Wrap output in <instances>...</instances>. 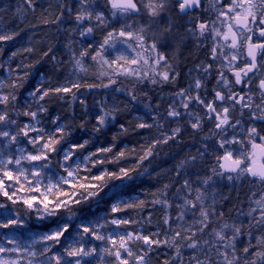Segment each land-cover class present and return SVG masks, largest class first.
<instances>
[{"label": "snow or ice", "instance_id": "1", "mask_svg": "<svg viewBox=\"0 0 264 264\" xmlns=\"http://www.w3.org/2000/svg\"><path fill=\"white\" fill-rule=\"evenodd\" d=\"M25 2L29 7L33 6V0ZM209 3L215 10V18L205 20L194 15L195 10L201 8L202 0H105L110 17L116 19L117 23L123 18L124 23L118 29L108 31L91 54L92 61L98 62L101 67L107 66L113 75L132 77L138 82L148 80L155 85L174 82L179 75L173 71L168 56L162 50L167 46L168 34L178 25L170 19L166 28L154 31L158 18L166 13L186 17V36L200 44L211 41L208 48L209 62L201 61L196 65V70L202 75L193 78L188 87L174 92L166 111L167 118L189 117L188 122L194 130L202 129L205 122L210 123V132L215 138L211 175L200 179L201 187H193L189 180H184L182 189L178 190L184 191V194L178 197L182 203L178 205L181 211L175 217V228L172 227V218L167 215L164 217V225L172 232L171 239H158L159 231L146 235L127 229L123 233L114 230L106 236L100 231L105 225L99 222L93 224L87 217L80 220L76 237L70 239V222L75 216L73 205L80 206L99 197L109 181L131 180L130 173L135 169L121 167L118 172L104 169L99 175L81 177L82 169L91 172L89 163L92 167L106 162L117 163L125 157V152L115 154L111 161L107 157L93 159L100 153L112 152V147L98 148L95 152L82 155L80 150L89 141L68 143L66 137L69 133L65 125L57 123L59 117L52 121L56 126L49 131L37 127L40 123L38 112H25L24 115L30 116L36 123H26L19 130H11L10 126L16 125V121L11 119L6 109H2L0 197L6 198L11 205L22 204L26 209L36 211L37 219L40 220L56 217L62 209L72 215L67 219L55 220L54 230L24 240L18 233L20 229L27 228L25 219L14 212L8 203L0 202V230H7L0 231V264H92L93 259L100 264H151L149 254L161 245L175 252L171 260H166L164 264H173V261L178 264H264V126L258 127L256 123L264 125V0H209ZM94 4L95 0H79L75 21L82 37L91 35L97 27H107L108 17L103 10H97ZM133 17H146L147 20L139 24L136 21L128 23ZM18 34H9L0 28V41H11ZM92 47L89 44L80 52V57L89 56ZM109 56L113 58L109 60ZM76 64L81 65V60H76ZM213 75L216 85L212 94H209L205 80ZM115 83V79H110V84L103 87L108 88ZM237 86H240L239 90ZM51 91L69 92L70 89L56 87ZM48 94L49 90H45L39 99ZM32 95L35 96V93ZM129 95L133 100L136 99L134 93ZM8 102V95L0 96V104L7 105ZM191 105H196L198 110L194 112ZM44 110L41 107L40 111ZM109 115L104 112L97 116V132L105 126ZM153 126L146 123L138 125L139 128ZM180 131V127H176L163 142L167 143ZM30 133L36 135L31 136ZM21 136L28 139L32 150L18 146ZM12 145H17L14 152L11 150ZM154 146L155 143L140 157L141 161L152 155ZM208 151L209 146L206 144L201 156ZM56 157H62L56 163L66 175L54 171L52 160ZM192 159L195 160V157ZM214 177L230 182L246 178L261 186L262 191L258 196L252 192L248 197L255 206L250 207L246 214L242 213L250 217L247 228L242 223H229L224 219L223 212L217 213L215 196L212 205H207L206 188L214 183ZM45 179L48 183L44 185L45 192L41 193L40 186ZM62 185H70L73 191H64ZM53 189L56 195L50 200L45 193H52ZM32 193H40L39 199ZM162 203L165 207L169 206L166 199ZM124 207L133 205L121 201L112 206L111 212L123 211ZM80 211L83 213L84 209ZM130 223L135 221L122 217L110 220V224L116 228ZM252 228H256L260 235L253 237ZM245 233L250 240L243 248L242 261L237 254V241ZM92 239L104 242V246L86 247ZM251 239L256 240L255 245ZM137 242H142L143 247H136ZM57 245L62 251L53 252ZM185 250L189 253L187 261L184 258ZM248 256L253 259L249 261Z\"/></svg>", "mask_w": 264, "mask_h": 264}, {"label": "trees", "instance_id": "2", "mask_svg": "<svg viewBox=\"0 0 264 264\" xmlns=\"http://www.w3.org/2000/svg\"><path fill=\"white\" fill-rule=\"evenodd\" d=\"M73 1L55 0L56 6H52L47 3V0H33V6L29 7L25 0H0V28L9 34L19 33L13 40L3 41L5 46L0 43V82L3 83L0 85V93L8 95L9 91L5 87L13 86L27 74L26 84L17 90L16 95L23 99L24 93H35L33 98H38L37 101L46 109L45 112L55 119L59 117L58 124L70 122L74 126H79V121L83 122L90 132L98 135L97 142L92 143L88 153L95 152L98 148L112 147V152L99 154L101 155L99 159L107 157V160L111 161L115 154L125 152V157L117 163L106 162L96 167L88 164L91 172H85L82 169L81 177L99 175L104 169L115 172H118L121 167L135 169L130 173L131 180L109 181L99 197L80 206L73 205L75 216L70 222L72 225L70 239L75 236L80 220L87 217L89 221L93 211L106 213L107 219L122 217L125 215L122 211L111 212L114 204L126 200L132 204L146 198L148 215L160 231L157 238L170 240L172 232L167 229L163 220L166 215L170 216L172 227H176L175 217L181 211L178 205L182 203L178 197L184 194V191L178 190L182 189L184 180H189L193 187H201L200 179L211 175L210 169L214 163L213 149L215 148V138L210 132L212 125L205 122L202 129L194 130L189 120L185 118L166 117L168 105L173 99L172 94L181 88H186L184 72L179 73V79H175L174 82L154 85L148 80L138 82L132 77L113 75L107 66L101 67L98 62L92 61L91 54L103 41L104 36L102 35L113 26L118 29L124 23L123 18H120V23H117L116 19L110 17L105 8V0L98 2L101 5L99 9L105 12L110 23L107 27H97L91 35L84 37L83 47L87 48L89 44L93 47L89 49V56L81 58V51H76L73 47V40L78 38L79 29L75 21L77 12L73 10ZM51 7L56 8L54 13ZM146 20V17L143 19L133 17L127 22L136 21L139 24ZM167 25L164 17L161 16L155 21L153 30H163ZM172 34L173 32L168 34L166 51L170 45H178ZM35 39H40V41ZM13 41L17 42L13 44ZM177 45L170 52L173 60L180 52L181 44ZM25 57L29 59L20 62ZM112 58V56L108 57L109 60ZM76 60H81V65H77ZM173 60L172 67L175 63L177 64ZM25 64L27 67L23 68ZM5 69L9 71L8 77L4 76ZM162 70L158 69V71ZM38 76H41L42 80H38ZM110 79H115L116 83L108 88L103 87L105 84H110ZM17 85L15 84L13 88ZM73 85L79 87H73ZM90 85L93 87H89ZM56 87H67L70 91L59 93L51 91ZM45 90H49V94L39 99ZM129 93H134L136 99L133 100ZM2 106L5 105L0 104V107ZM104 112L110 115L106 119L105 126L97 132L95 130L97 116ZM183 120H185L184 123H181ZM141 123L154 126L139 128L138 125ZM53 126L56 125L53 124L45 130L51 131ZM176 127H180L181 131L173 139L164 143V138L171 136ZM154 143L152 155L141 161L140 157L144 156ZM206 144L209 146L208 153L201 156L198 161L189 162L192 164L189 166L186 159L191 157L192 150L203 151ZM182 162H185L183 166H181ZM178 172L179 175H177ZM160 173L163 174L160 175ZM213 179L214 183L206 188L207 205H212L213 196H215L217 213L223 212L224 219L229 223H242L247 228L250 217L242 213L246 214L250 207H254L248 197L252 192H256L258 196L261 187L246 180L230 182L224 178L214 177ZM62 187L66 192L73 191L70 185H62ZM55 192L53 189L52 193ZM165 199L168 201V207L162 203ZM156 201H161V203ZM0 202L8 203L14 212L25 219L28 233L37 235L54 230L55 220L67 219L72 215L62 209L56 217L40 220L37 219L33 210L26 209V206L22 204L11 205V202L4 197H0ZM81 208L84 209L83 213L80 211ZM186 219L190 220V217L186 216ZM251 231L253 237L260 235L256 228H252ZM249 240L250 237L245 233L237 241V254L242 261L244 259L243 248L248 245ZM251 243L255 245L256 240L251 239ZM149 255L151 264H164L166 260H171L175 252L174 249L161 245ZM188 255L189 253L185 250V261ZM247 259L251 261L253 257L248 256ZM92 264H100V262L93 259ZM173 264H178V262L173 261Z\"/></svg>", "mask_w": 264, "mask_h": 264}, {"label": "rangeland", "instance_id": "3", "mask_svg": "<svg viewBox=\"0 0 264 264\" xmlns=\"http://www.w3.org/2000/svg\"><path fill=\"white\" fill-rule=\"evenodd\" d=\"M99 1H101V0H95V4H94V7H96L97 10H100L99 8L101 6L100 4H98ZM47 3H50V5H52V6H56L55 0H47ZM73 4H74L73 10L75 12H77L79 10V7H80L79 0H74ZM55 9L56 8L51 7L52 13L55 12ZM109 23H110V21H108L107 25ZM113 28H117V27L113 26L108 31L113 30ZM77 32H78L77 33L78 38L76 40H73V47H74V49H76V51H83L86 49L83 47L84 37H82L80 35V29H78ZM104 35L105 34H103L102 36H104ZM35 40L40 41V39H35ZM16 42L17 41H13V44H15ZM0 43H3L2 45L5 46V42L0 41ZM174 47H176V44ZM25 59H29V57H25L24 59H21L20 62H22ZM25 67H27L26 64L23 65V68H25ZM4 76L5 77L9 76L8 69L4 70ZM26 78H27V74H25V77L22 80H19V82L15 83V84H18L15 88H13V86H15V84L13 86H6L5 87V89L7 91H9V94H8L9 102H8V105L0 107V110L6 109L9 113L11 119L16 121V125L10 126L11 130H19V128L22 127L26 123L35 124L36 122L31 120L30 116L24 115L25 112H33V111L38 112L37 119L40 121V123L37 125V127H40L43 129L50 128L53 125L52 121L55 118L53 116H51L49 113H46L45 110L40 111L41 107H43V106H42V104H40L37 101L38 98H33L32 92L24 93L22 96L23 99H21L18 95H16L17 90H19L24 84H26V81H27ZM38 80H42V77L38 76ZM2 84L3 83L1 81L0 85H2ZM0 96H3V94L0 93ZM13 96L15 97L14 100L12 99ZM118 104H120V102H118ZM190 107L194 112L198 110L196 105H191ZM43 109H45V108L43 107ZM180 110L182 112L184 111L182 108ZM181 118H183V119L185 118V120H189V117H187V116H182ZM185 120L181 121V123H184ZM79 123H80L79 126L76 124H75L76 126H74L70 122L61 123V124L66 126V131L69 133V135L66 137V141L68 143H73V142L82 143L84 140L89 141L88 145L84 149L80 150L82 155H88L89 153L87 151L90 148V146L92 145V143L97 142V136L98 135L96 133L90 132L84 126L83 122L79 121ZM82 125H83V127H82ZM0 127H3V126H0ZM54 128L55 127L53 126V129ZM30 135L34 136V135H36V133H30ZM2 143L3 142L0 141V144H2ZM18 146L23 147L26 150H32V146L28 143V139L26 137H23V136L19 137V145ZM16 147H17V145H12L11 150L14 152L16 150ZM202 152L203 151H201L199 149H193L192 155H191V157L186 159V163H188V165L190 166L192 164H189V162L198 161V159L201 158ZM53 155L55 156V154H53ZM100 156L101 155L93 157V159H99ZM193 157H195V160L192 159ZM57 159H62V157H56L55 159L52 160V164L55 165L54 171H57L62 175H66V174L62 173V169H60L59 166L57 165V163H56ZM89 165H91V163H89ZM25 166H27V165H25ZM161 174H163V173H160V175ZM47 183H48V180L45 179L43 181V183L41 184V186H40L41 193L45 192L44 185H46ZM53 183H55V179H53ZM261 191H262V189L259 191V193ZM45 194H47L48 198L50 200H52V199H54L56 192L55 193H45ZM24 195H28V194L24 193ZM32 195H36L38 199L40 197V193H32ZM133 198L137 200V198L135 196H133ZM125 203L130 204L128 200H126ZM132 205H133V207H124L123 208L122 213H125V215H122V218L128 219L130 221H135V223H130L129 225H121L119 228H116V226L110 224V220L112 218H117V217H112L110 219H107L106 213H103L101 211H99V212L93 211L89 221H91L93 224H96L97 222H99L100 224H104L105 227L103 229H100V231L102 232V234H104L106 236L109 233H112L114 230L123 233L125 229H127L128 231H133V232L139 231V232H142L143 234H146V235L157 232L158 231L157 227H155L153 221L150 219V217L148 215V208L146 207L147 199L143 198V200H140L138 202H133ZM33 213L37 217L36 211L33 210ZM48 218H50V217H48ZM48 218H46V219H48ZM0 231H7V230H0ZM159 233H160V231H159ZM18 234L20 235L21 239H24V240H29L33 236L38 237L37 234L28 233L27 228L20 229ZM75 237H76V233H75V236L73 238H75ZM92 246L103 247L104 242L92 239L86 244V247H92ZM142 246H143L142 242H137L136 247L142 248ZM36 247L39 248L40 245L37 244ZM58 250L62 251L60 246H56L55 248H53V252H56ZM110 259L111 258H107V260H110Z\"/></svg>", "mask_w": 264, "mask_h": 264}, {"label": "flooded vegetation", "instance_id": "4", "mask_svg": "<svg viewBox=\"0 0 264 264\" xmlns=\"http://www.w3.org/2000/svg\"><path fill=\"white\" fill-rule=\"evenodd\" d=\"M194 15L199 16L201 19H214L215 18V10L212 8L211 4L209 3V0H202V5L201 8L196 9L194 12ZM164 17V22L168 24L169 20L175 24L178 25L177 29L173 30V37L174 39L178 42V45L181 44V48L179 49L180 52L177 54L176 59H180L177 61L176 59L173 60V56L170 55V52L172 48L175 46L170 45V47L167 48L169 53L167 54L168 51H166V48L163 49L165 54L169 58V63H172V60L177 62L175 63L172 68L173 71L176 73H185V84L186 87H188L190 81L195 78L198 75H202V73L198 72L196 70V65L200 63L201 61H204L205 63L209 62L208 59V48L211 45V41H205L204 44H200L199 41L195 40L192 37L186 36L185 34V29H184V22L186 21V17H179L175 16L170 13H166L162 15ZM177 45V44H176ZM177 45V46H178ZM180 61H183L180 63ZM216 66L214 65V68ZM180 74L176 77V79H179ZM207 91L209 94H212V89L216 85V79L215 76H209L205 80ZM240 86H237V90H239ZM253 91L255 89L253 88ZM247 116L245 117V120H247ZM249 123H252L249 121ZM258 127L264 126L261 125L260 122H256ZM246 180L247 182L252 183L253 185L257 184L254 182H251L249 179H242L241 181ZM259 185V184H257ZM260 186V185H259ZM261 187V186H260Z\"/></svg>", "mask_w": 264, "mask_h": 264}, {"label": "water", "instance_id": "5", "mask_svg": "<svg viewBox=\"0 0 264 264\" xmlns=\"http://www.w3.org/2000/svg\"><path fill=\"white\" fill-rule=\"evenodd\" d=\"M172 119V118H171Z\"/></svg>", "mask_w": 264, "mask_h": 264}]
</instances>
